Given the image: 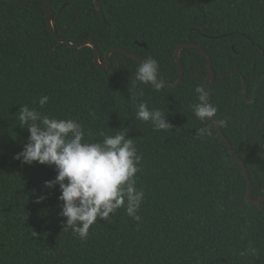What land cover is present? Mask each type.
<instances>
[{"label":"trees","instance_id":"1","mask_svg":"<svg viewBox=\"0 0 264 264\" xmlns=\"http://www.w3.org/2000/svg\"><path fill=\"white\" fill-rule=\"evenodd\" d=\"M65 1L53 24L65 29L62 38L92 41L101 60L114 47L153 58L166 82L179 75L178 45H201L218 80L206 86L214 119L227 121L218 128L245 164L252 198L264 194V0H49L53 16ZM180 60L181 83L157 92L134 81L140 62L124 53L113 52L102 70L90 46L58 43L42 0H0V264H264V209L248 203L240 163L193 112L207 62L191 47ZM129 88L138 89L135 99ZM139 102L163 111L171 128L138 120ZM23 105L78 121L84 142L127 129L142 155L141 220L121 208L98 219L87 239L63 230L59 187L44 186L57 175L54 166L14 158L30 135L18 119ZM202 127L212 134L197 137ZM249 246L257 254L240 256Z\"/></svg>","mask_w":264,"mask_h":264},{"label":"clouds","instance_id":"2","mask_svg":"<svg viewBox=\"0 0 264 264\" xmlns=\"http://www.w3.org/2000/svg\"><path fill=\"white\" fill-rule=\"evenodd\" d=\"M158 77V61L147 58L137 67L134 81L151 84L158 92L163 87ZM137 90L128 89L132 99L136 98ZM195 91L199 99V103L192 106L195 116L205 124L212 122L217 127L226 126V120L214 119L218 108L207 102V92L199 86ZM48 99L46 95L39 98L41 108ZM18 112L20 126L27 125L30 135L14 158L28 165L37 162L54 166L57 175L53 180L45 181L44 186L47 189L59 187L58 200L62 202L59 215L66 218L63 230L71 229L73 235L87 239L90 227L98 219L109 220L110 214L121 208L134 221L141 220L138 212L144 192L136 188V174L141 171L142 155L138 154L133 138L128 137L127 129L115 135L100 132L101 141L84 142L83 126L76 120L50 118L27 105L20 106ZM136 118L151 122L157 131L171 128L163 111L149 109L144 102L136 104ZM211 134L210 127L196 131L197 137ZM46 198L41 195L37 202ZM256 254L257 249L251 246L239 253L242 257Z\"/></svg>","mask_w":264,"mask_h":264},{"label":"water","instance_id":"3","mask_svg":"<svg viewBox=\"0 0 264 264\" xmlns=\"http://www.w3.org/2000/svg\"><path fill=\"white\" fill-rule=\"evenodd\" d=\"M6 1H13L14 2V1H19V0H6ZM42 1H43V4H44L47 25L49 27V30H50L51 34L55 37L57 42L58 43H66L70 48H73V49H80V48H82L84 46H90L93 49V51H94V63H95L97 68L102 69V70L106 69L109 66V57L115 51H119L121 53H124V54L128 55L129 57H131V58H133V59H135V60H137L139 62H142L144 60L143 58H141L140 56L136 55L135 53H132L131 51H129L127 49H124V48H121V47H114V48L109 49L105 53L104 58L101 60L100 59V55H99V50H98L97 46L92 41L85 40V41H82V42H79V43H73V42H71L69 40H66V39L62 38L60 34L64 33L65 29H62L59 32H57L55 30L53 24L57 23L59 14L67 6L68 1H65L61 5V7L59 8V10L55 14V16L52 15L51 5H50L49 0H42ZM94 2H96V1L94 0ZM97 12H98L99 15H101V9L100 8H97ZM139 45L140 46H145V43L141 42V43H139ZM184 47L195 48L198 51H200V53L204 56V58H205V60L207 62V65H208V75H207L206 80L203 83L202 89L206 91V86H207L208 83H217L218 80L214 76L212 62H211V59L209 58L207 52L205 51V49L201 45H199V44H197L195 42H192V41H185V42L181 43L180 45H178V47L176 48L174 55H175L176 64H177L178 69H179L178 78L173 83L161 80L162 83H163V86L176 87V86H178L181 83V81L183 79V76H184V68H183V65H182L181 60H180V52H181V50ZM117 72H118V70L114 71L115 74ZM211 124L215 128V130L218 132V134L221 136V138L225 141V143H226L230 153L232 154V156L241 165L242 173H243V175H244V177H245V179L247 181L246 199H247L248 203L253 204V205H257L259 207V209H264V205L262 204V202L264 201V194L261 197L257 198V199L252 198V182H251V180H250V178H249V176L247 174V169L245 167V164H244L243 160L233 150L229 140L223 134V132L215 124H213L212 122H211Z\"/></svg>","mask_w":264,"mask_h":264}]
</instances>
